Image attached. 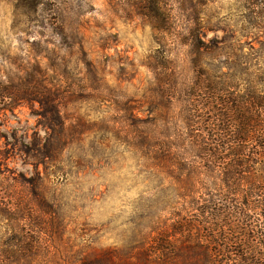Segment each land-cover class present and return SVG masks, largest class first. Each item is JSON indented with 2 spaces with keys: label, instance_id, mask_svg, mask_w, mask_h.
Masks as SVG:
<instances>
[{
  "label": "rangeland",
  "instance_id": "rangeland-1",
  "mask_svg": "<svg viewBox=\"0 0 264 264\" xmlns=\"http://www.w3.org/2000/svg\"><path fill=\"white\" fill-rule=\"evenodd\" d=\"M253 98L264 0H0V264L134 258L147 233L208 230L228 188L204 152L264 184V138L218 150L239 149L224 129ZM216 228L199 233L214 253L206 237L234 232Z\"/></svg>",
  "mask_w": 264,
  "mask_h": 264
},
{
  "label": "trees",
  "instance_id": "trees-1",
  "mask_svg": "<svg viewBox=\"0 0 264 264\" xmlns=\"http://www.w3.org/2000/svg\"><path fill=\"white\" fill-rule=\"evenodd\" d=\"M45 99L48 98L45 97ZM244 104L247 106L248 102L245 101ZM246 109L242 108L239 112H236L233 120L236 123L234 128L230 127L232 116L228 117L227 129L223 128L230 139L235 138L234 141L239 147L237 151H233V147L230 145L218 146V150L220 147V150L225 149L232 153L233 159H229L230 161H233L236 157L245 158V154L248 153L245 145L258 142L261 138H264V101L253 98L251 112H249L250 109ZM229 144H232V142L229 141ZM218 152L215 149H209L203 155L206 157L204 159L206 163L217 162L222 168L219 179L222 186L228 188V191L224 193L226 198L219 196V201H224L227 204V209H221V206L217 204L214 206V203H209V206L201 214L205 220L200 224L208 230L202 229L199 233H203L205 230L206 234L213 231L218 234L217 223L221 224L222 229L230 228L234 232L228 233L224 237L218 235V238H213L211 235L206 237L208 243L217 248L215 253L213 249L208 251L207 248L202 246L199 240V238H203L200 237L201 234L193 235L195 233H193V228L196 226L186 224L183 227H173L170 230L173 236H183V238L186 236L187 241L183 240L182 243L173 242L172 236L167 235V233L165 235L164 233L160 234V232L157 233L154 230L153 233L156 232L154 235L158 236V239L156 237L155 239L152 238L155 242L150 243L148 233L145 234L137 246V257L115 259V255H101V258H82L80 264H257L259 259H264V255H260L259 252L260 250L264 252V197L257 194L264 191V184L257 185L254 188L255 184H250L246 177L240 178L236 167L245 169L248 165L246 160L237 162L236 166L229 167L223 159L218 160L219 155H221ZM245 174L246 171H243V175ZM188 178L195 180L194 177ZM237 183L240 186L238 190H236ZM187 193L189 192L187 191ZM190 193L192 195L185 194L183 197H187L190 200V207L195 208L196 206L191 200L193 195L197 193L196 191ZM256 199L263 200L259 210L256 208L257 202H252ZM253 213H256V216ZM249 214L252 215V218L249 217ZM249 219L252 220L249 221ZM234 236H236L235 239ZM217 255H230L232 258L223 262ZM251 256H254L255 259H252ZM117 259L119 260L117 261Z\"/></svg>",
  "mask_w": 264,
  "mask_h": 264
}]
</instances>
